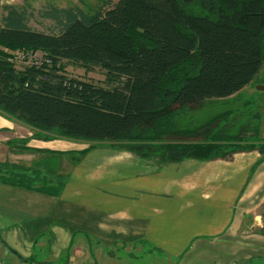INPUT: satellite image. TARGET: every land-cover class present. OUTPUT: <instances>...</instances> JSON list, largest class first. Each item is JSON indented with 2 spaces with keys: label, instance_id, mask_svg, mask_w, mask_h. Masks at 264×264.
<instances>
[{
  "label": "trees",
  "instance_id": "16d2710c",
  "mask_svg": "<svg viewBox=\"0 0 264 264\" xmlns=\"http://www.w3.org/2000/svg\"><path fill=\"white\" fill-rule=\"evenodd\" d=\"M192 3L207 14L189 11ZM17 50H40L46 62L17 64ZM66 64L101 69L105 79L70 76ZM263 68L264 0H103L93 13L0 0V114L46 139L89 142L79 156L97 142L160 162L264 153V142H248L258 122L233 132V112L204 122L185 115L238 93ZM41 173L21 167L7 177L58 193L61 184L36 182ZM261 216L264 222V204ZM255 231L264 234V226Z\"/></svg>",
  "mask_w": 264,
  "mask_h": 264
},
{
  "label": "crops",
  "instance_id": "0c3cea01",
  "mask_svg": "<svg viewBox=\"0 0 264 264\" xmlns=\"http://www.w3.org/2000/svg\"><path fill=\"white\" fill-rule=\"evenodd\" d=\"M255 84L264 91V80ZM243 89L206 106L248 105ZM233 110L221 112H233V118ZM249 114L235 117L232 131L258 122L257 137L249 140L248 132L243 139L264 142V97ZM42 133L0 114V262L97 264L96 256L115 245L146 244L177 259L189 257L193 247L201 264L264 263V234L255 231L264 226L259 149L227 159L160 162L109 142L79 156L80 142ZM21 167L42 172L38 184H61L59 192L11 184L7 173Z\"/></svg>",
  "mask_w": 264,
  "mask_h": 264
},
{
  "label": "rangeland",
  "instance_id": "374dc122",
  "mask_svg": "<svg viewBox=\"0 0 264 264\" xmlns=\"http://www.w3.org/2000/svg\"><path fill=\"white\" fill-rule=\"evenodd\" d=\"M27 1H29L32 5L35 6H41V4H50V5L53 4L56 6H65V7L79 5L88 13L89 12L93 13L100 6V4L103 3V0H27ZM17 2L18 1H16V3ZM187 8L189 11H193L197 15L207 14V10L203 9L199 5V3L189 4L187 5ZM13 53L14 54L11 57V59H13L14 62L17 64H22L34 60L36 61V64L38 66H41L44 62H46L44 59V53L40 50L34 52L17 50ZM35 56H37L38 59H35L34 58ZM64 71L70 76H74L84 80H89L96 83H102L105 79L104 72L101 69H97V68L92 71H88L81 66H77L74 64H66L64 67ZM263 72L264 69L263 71L261 70L259 75L254 79L253 85H251V87H247L243 89V91H241V96L246 97L245 101L249 99V102H251L248 105H243L241 103H235V104L232 103L227 105L216 106L213 104L206 106L204 109L188 110L186 111L185 115L187 117L189 116L192 117L193 120L197 122V121H201V119L204 117L206 118L211 117L214 113L216 114L226 109H234L233 111H235V114L233 118H231V122L235 117H246V118L249 116L252 117V114H249L250 110L257 109L258 107L261 106V103L263 102L264 91L257 90L259 85L255 84L256 82L257 83L263 82L264 80ZM246 123L242 122L241 124H246ZM51 139H56V137H53ZM66 140H70L73 142H80L79 144H77L79 147H81L79 152L90 146V143L87 141H83V140L75 141L67 138ZM195 251L196 250H194L193 247H191L189 249V255H188L189 257H186L185 259L184 258L177 259L175 257L169 256L168 252L160 251L158 248L151 249L150 247L146 246V244L138 245L135 248H129L118 244L113 246L111 250H106L101 255L96 256L97 259H95V262L97 264H201L198 261V259H200V256H196V253L193 254ZM193 257L195 258L192 259ZM249 264H253V263L249 262Z\"/></svg>",
  "mask_w": 264,
  "mask_h": 264
},
{
  "label": "built area",
  "instance_id": "2783aa9c",
  "mask_svg": "<svg viewBox=\"0 0 264 264\" xmlns=\"http://www.w3.org/2000/svg\"><path fill=\"white\" fill-rule=\"evenodd\" d=\"M31 54H32V53H31ZM34 58H35V59H38L37 56H35ZM11 60L14 62L13 59H11ZM26 63H32V61H30V62H26ZM0 264H4V263L0 262Z\"/></svg>",
  "mask_w": 264,
  "mask_h": 264
}]
</instances>
